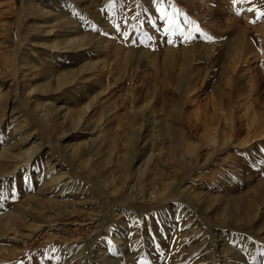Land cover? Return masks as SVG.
I'll use <instances>...</instances> for the list:
<instances>
[{"label":"rangeland","instance_id":"1","mask_svg":"<svg viewBox=\"0 0 264 264\" xmlns=\"http://www.w3.org/2000/svg\"><path fill=\"white\" fill-rule=\"evenodd\" d=\"M47 5L0 0V264H264V0Z\"/></svg>","mask_w":264,"mask_h":264},{"label":"bare ground","instance_id":"2","mask_svg":"<svg viewBox=\"0 0 264 264\" xmlns=\"http://www.w3.org/2000/svg\"><path fill=\"white\" fill-rule=\"evenodd\" d=\"M47 1L48 0H26V7H27L28 13L35 16V18L38 19L35 27L38 31L44 32V36L42 38L44 39L49 38L53 41V36L55 35L53 26L52 25H48V26L45 25L46 27L43 26L45 23H47L46 21L51 16H53V14H51V10L48 9L47 7L48 6ZM11 42H12L11 45L14 44L13 43L14 41H11ZM48 47L53 48L56 46L54 44H51Z\"/></svg>","mask_w":264,"mask_h":264},{"label":"snow or ice","instance_id":"3","mask_svg":"<svg viewBox=\"0 0 264 264\" xmlns=\"http://www.w3.org/2000/svg\"><path fill=\"white\" fill-rule=\"evenodd\" d=\"M233 2L235 3L236 2V0H233ZM250 11H251V9H249ZM165 15H167V14H165ZM258 18L260 17V16H264V12H258ZM168 23H169V26H171V21H168ZM197 31H199V29H197ZM209 40L210 39H212V37H207ZM186 39H191V37H186Z\"/></svg>","mask_w":264,"mask_h":264}]
</instances>
